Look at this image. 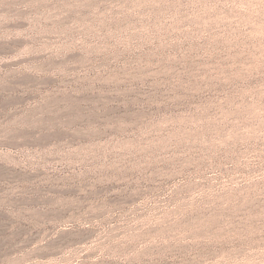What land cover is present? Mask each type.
I'll list each match as a JSON object with an SVG mask.
<instances>
[{"label": "rangeland", "instance_id": "374dc122", "mask_svg": "<svg viewBox=\"0 0 264 264\" xmlns=\"http://www.w3.org/2000/svg\"><path fill=\"white\" fill-rule=\"evenodd\" d=\"M0 264H264V0H0Z\"/></svg>", "mask_w": 264, "mask_h": 264}]
</instances>
